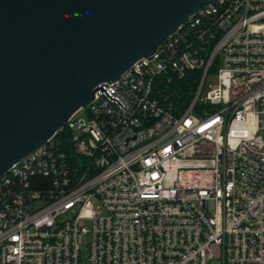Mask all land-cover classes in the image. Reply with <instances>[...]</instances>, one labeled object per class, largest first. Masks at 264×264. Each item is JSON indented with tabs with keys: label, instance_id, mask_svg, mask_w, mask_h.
<instances>
[{
	"label": "built area",
	"instance_id": "built-area-1",
	"mask_svg": "<svg viewBox=\"0 0 264 264\" xmlns=\"http://www.w3.org/2000/svg\"><path fill=\"white\" fill-rule=\"evenodd\" d=\"M104 89L0 177V264H80L94 202L87 264H264V0H211Z\"/></svg>",
	"mask_w": 264,
	"mask_h": 264
},
{
	"label": "water",
	"instance_id": "water-1",
	"mask_svg": "<svg viewBox=\"0 0 264 264\" xmlns=\"http://www.w3.org/2000/svg\"><path fill=\"white\" fill-rule=\"evenodd\" d=\"M211 0H0V177Z\"/></svg>",
	"mask_w": 264,
	"mask_h": 264
},
{
	"label": "rangeland",
	"instance_id": "rangeland-1",
	"mask_svg": "<svg viewBox=\"0 0 264 264\" xmlns=\"http://www.w3.org/2000/svg\"><path fill=\"white\" fill-rule=\"evenodd\" d=\"M77 118H79V119L86 118L83 110H80L77 113ZM98 205H99L98 202H94L93 205L89 209H87L83 215L84 225L86 226L87 229H89L90 233L83 236V239H82V243H81L82 255H81L80 264H87L86 255L84 254V251L87 249L86 248L87 244L91 240V230L93 227V217L95 216V214L96 215L102 214V209H100L98 207Z\"/></svg>",
	"mask_w": 264,
	"mask_h": 264
},
{
	"label": "trees",
	"instance_id": "trees-1",
	"mask_svg": "<svg viewBox=\"0 0 264 264\" xmlns=\"http://www.w3.org/2000/svg\"><path fill=\"white\" fill-rule=\"evenodd\" d=\"M187 76H189V74Z\"/></svg>",
	"mask_w": 264,
	"mask_h": 264
}]
</instances>
